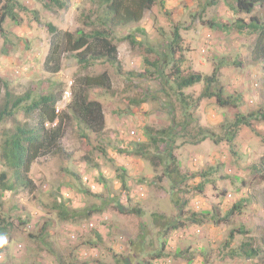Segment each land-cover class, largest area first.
I'll use <instances>...</instances> for the list:
<instances>
[{
	"label": "rangeland",
	"instance_id": "374dc122",
	"mask_svg": "<svg viewBox=\"0 0 264 264\" xmlns=\"http://www.w3.org/2000/svg\"><path fill=\"white\" fill-rule=\"evenodd\" d=\"M15 1L18 18L6 19V37L0 34V107L1 82L13 96L52 93L64 136L31 167V191L0 193V264H264L263 253L239 254L246 243L263 250L264 74L250 54L256 35L235 30L234 0H165L167 16L155 6L138 24L113 31L118 59L119 52L128 59L119 60L121 72L105 62L82 68L65 54L57 74L43 71L47 24L89 32L93 24L82 20L95 21L96 6L63 0L68 7L47 10L43 1ZM174 65L202 81L177 90L168 81ZM105 72L109 88L82 86V78ZM218 89L233 103L222 107L207 96ZM82 90L102 106L99 134L63 111ZM27 104L0 123V134L38 122Z\"/></svg>",
	"mask_w": 264,
	"mask_h": 264
},
{
	"label": "trees",
	"instance_id": "16d2710c",
	"mask_svg": "<svg viewBox=\"0 0 264 264\" xmlns=\"http://www.w3.org/2000/svg\"><path fill=\"white\" fill-rule=\"evenodd\" d=\"M43 1L45 8L50 10L51 5L57 9L68 7V3L63 0H38ZM96 6V19L92 23L83 21L85 27L93 26L89 32L83 29H77L74 32L62 31L52 24H47L50 33L49 52L43 63V71L49 74H57L61 71V60L65 54H72L82 68H88L94 63L105 62L117 68L121 72V64L118 59L117 46L112 43L111 36L117 28H126L130 25L138 24L144 17V14L151 11L153 7L158 6L159 10L165 16L168 11L165 8V0H90ZM235 11L247 15L248 21L242 18L235 22V30L238 34L247 33L256 35V40L250 49L252 59L262 64L264 74V0H234ZM18 6L15 0H0V34L6 37L2 29V24L6 19L16 22L18 15L15 8ZM256 8L263 10L260 16L255 13ZM25 10V9H23ZM26 11V10H25ZM34 20L38 21L37 12H32ZM90 19V16L84 17ZM3 36V38H5ZM179 29L174 24L173 33V56L181 50L178 45L180 41ZM147 63V59H144ZM156 66L155 62L150 63ZM168 81L179 91L189 88L202 81L199 73L192 72L190 69H183L181 66H175ZM211 78L206 81L211 82ZM4 88V104L0 107V123L12 116L13 109L18 108L25 100L29 104L24 106L26 113L36 111L38 113V122L34 125L17 126L13 131H6L0 134L1 154H0V193L15 191L17 188L32 190L33 181L28 177L31 166L41 156L47 155L58 149V144L64 136L63 118L55 112V105L58 102L57 97L48 93L46 95L31 97L25 94L22 97L13 96L8 91L6 83L1 82ZM81 84L86 89L109 88L110 78L108 74L102 73L98 76H87L81 79ZM208 97H215L219 106L225 107L233 103V97L225 96L223 91L218 89L215 93L207 92ZM70 114L71 118L82 123L85 129L91 133L99 134L104 129V115L102 106L96 101H89L83 90L73 96L72 102L63 110ZM261 113V112H259ZM55 124L53 127L52 125ZM46 125H51L47 128ZM163 133V132H162ZM263 161V160H262ZM258 170L261 177L264 178V162L259 164ZM122 180V179H121ZM121 186L125 187L124 180ZM91 189V187H90ZM92 190V189H91ZM90 190V191H91ZM93 191V190H92ZM63 213V212H60ZM195 215L192 214V217ZM229 214L226 215V218ZM196 222V221H195ZM198 223V222H196ZM43 243L50 248V244L45 239L48 234L42 227ZM4 227L0 226V242L4 236ZM94 235L100 240L98 231ZM230 238L233 232L229 234ZM170 239L164 241V245L169 246ZM259 248H249L248 244H242L239 254L245 258L251 259L264 254V238ZM3 246L0 245V250Z\"/></svg>",
	"mask_w": 264,
	"mask_h": 264
},
{
	"label": "crops",
	"instance_id": "0c3cea01",
	"mask_svg": "<svg viewBox=\"0 0 264 264\" xmlns=\"http://www.w3.org/2000/svg\"><path fill=\"white\" fill-rule=\"evenodd\" d=\"M232 14H236L237 15V17L239 18H242V19H245L244 17V14H241V13H237V12H235V3H234V12L232 13ZM246 21V20H245ZM125 58H126V56H125ZM119 60L120 61H122V63L124 62V60L122 59V56H121V52H119ZM128 62V59L126 58V61L124 62V63H127ZM126 65H128V64H126ZM125 68L126 69H128L126 66H125ZM110 121H112V120H110ZM109 121V122H110ZM122 161V160H121ZM34 165V164H33ZM33 165H32V169H33ZM158 197V196H157ZM161 208H162V206H161ZM160 208V209H161ZM149 215H151V214H147L146 213V216H149ZM144 221H146V220H144ZM126 222H122V224H125ZM143 225H146V224H143ZM197 231V230H196ZM174 233V232H173ZM173 233H171L170 235H173ZM172 237V236H171ZM171 240V239H170ZM169 241V240H168ZM166 242V241H165Z\"/></svg>",
	"mask_w": 264,
	"mask_h": 264
},
{
	"label": "built area",
	"instance_id": "2783aa9c",
	"mask_svg": "<svg viewBox=\"0 0 264 264\" xmlns=\"http://www.w3.org/2000/svg\"><path fill=\"white\" fill-rule=\"evenodd\" d=\"M64 95H65V97H64V98H66V99H67V98H69V97H70V92H65V93H64ZM59 103H60V102H59ZM55 112L58 114V112H59V109H58V108H56V109H55ZM141 196H143V194H142Z\"/></svg>",
	"mask_w": 264,
	"mask_h": 264
},
{
	"label": "clouds",
	"instance_id": "9594fccd",
	"mask_svg": "<svg viewBox=\"0 0 264 264\" xmlns=\"http://www.w3.org/2000/svg\"><path fill=\"white\" fill-rule=\"evenodd\" d=\"M57 114V113H56ZM55 124H53V126H54ZM34 164V163H33ZM32 167V166H31ZM84 181V183L86 182L87 183V181H88V179H84L83 180ZM91 189H93L92 187H91ZM141 197H144V195L143 196H141Z\"/></svg>",
	"mask_w": 264,
	"mask_h": 264
}]
</instances>
